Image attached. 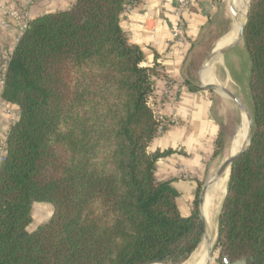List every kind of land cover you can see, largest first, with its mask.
<instances>
[{
	"label": "trees",
	"instance_id": "trees-1",
	"mask_svg": "<svg viewBox=\"0 0 264 264\" xmlns=\"http://www.w3.org/2000/svg\"><path fill=\"white\" fill-rule=\"evenodd\" d=\"M125 4L74 0L18 39L2 91L20 115L0 165V264H181L201 243L198 199L183 216L156 175L158 69L129 43ZM243 42L253 133L230 168L213 264H264V0H251ZM42 201L53 215L29 229Z\"/></svg>",
	"mask_w": 264,
	"mask_h": 264
},
{
	"label": "crops",
	"instance_id": "crops-1",
	"mask_svg": "<svg viewBox=\"0 0 264 264\" xmlns=\"http://www.w3.org/2000/svg\"><path fill=\"white\" fill-rule=\"evenodd\" d=\"M0 2H16L21 8H26L32 18L69 8L74 0H35L33 4H29L28 0ZM128 3L130 7L125 6L121 13V26L127 33L129 43L142 49V64L158 69L154 77L152 100L159 124H163L164 128L158 129L149 150L167 154L156 162L157 178L170 181L178 191L177 204L183 216L191 214L194 202L198 199L199 213L205 220L213 245L212 256L215 258L219 215L225 195L210 206H206V200L214 180L223 174L213 177L237 153L233 147L239 131L243 132L241 126L245 111L225 91L208 89L192 77L194 67L200 65L199 53L204 51V55L209 56L218 51L216 48L235 33L236 20H232L228 0H190V7L184 15L186 41L171 42L176 22V0H126ZM19 37L16 23L0 10V79L2 57L15 49ZM211 60L207 64L214 63L215 76L244 103L242 87L228 70L225 56L221 60ZM19 115L18 106L6 101L0 92V147ZM173 116L177 121L171 124L169 121ZM202 193L203 202L200 204ZM204 242L202 238L198 248Z\"/></svg>",
	"mask_w": 264,
	"mask_h": 264
},
{
	"label": "rangeland",
	"instance_id": "rangeland-1",
	"mask_svg": "<svg viewBox=\"0 0 264 264\" xmlns=\"http://www.w3.org/2000/svg\"><path fill=\"white\" fill-rule=\"evenodd\" d=\"M228 2H230V0H228ZM231 17L233 20L232 15H231ZM225 60H226V62H225L226 66H227L228 70L230 71L232 77L242 87L243 101H244L245 105L247 106L250 114L253 115L254 108H253L252 94H251V90H250V77H251L252 62H251V57H250L249 51L246 48L244 42H242V44L238 45L237 47H235L234 49L229 51L225 55ZM199 61H201V63H199ZM208 61H209L208 55H204V51L199 53L198 65L199 64L200 65L198 67H197V65L194 67V71H193L194 74L192 77V79L194 81L199 80L203 84H207L206 82H203L201 80V74L204 71V68L208 65L207 64ZM209 69H210V74L212 75V77L214 79V81H213V82H215L214 84L223 85L221 79H219V77L215 76L214 68L213 69L209 68ZM231 86H233V85H231ZM228 89H230V88H228ZM230 90H232V89H230ZM244 116H245V114H244ZM243 123H244V121H243ZM242 126H243V124H242ZM242 126H241V128H242ZM246 132L248 133L247 130H246ZM233 148L235 149V147H233ZM53 212H54V207H53L52 203L47 202V201L34 202L33 208H32L33 220H32V223H31L32 225L30 226L31 227L30 229H34L38 224H41V223L45 222L46 220H49L51 218V216L53 215ZM215 251H217L216 248H215ZM217 254H218V252H217ZM213 258L214 257L212 256V259ZM215 258L213 259V261L211 260L210 264H213L215 262ZM186 261H184V262H186ZM183 263H181V264H183Z\"/></svg>",
	"mask_w": 264,
	"mask_h": 264
},
{
	"label": "bare ground",
	"instance_id": "bare-ground-1",
	"mask_svg": "<svg viewBox=\"0 0 264 264\" xmlns=\"http://www.w3.org/2000/svg\"><path fill=\"white\" fill-rule=\"evenodd\" d=\"M248 3L249 0H234V5H235V10L237 12V16L238 19L236 20V24H235V33L230 34L227 39L222 42L216 49H219L218 51L215 52H219V51H223L228 49L239 37V28H240V23L241 21L244 19V15L247 12V8H248ZM235 34V35H234ZM230 44L228 47H226L225 49L221 50L222 47H224L225 45ZM217 59V58H215ZM219 59L221 60V57H219ZM212 61V60H211ZM210 62V61H209ZM213 65L214 63L211 62L209 65H207L204 68V72L202 74V80L204 82H206L207 84H214L215 82L212 75L210 74V69H213ZM244 123L242 126V131H239L235 143H234V147H235V151L238 152L240 150V148L242 147L243 143L245 142L248 133H249V129H250V119L248 117V114L245 113L244 119H243ZM246 130L248 131V133L246 132ZM228 171V172H227ZM226 172V173H225ZM229 172L230 170L227 168L222 174L221 177L217 178L214 180L213 184H212V188L207 196V200H206V206H210L216 199H221L227 192V184H228V179H229ZM225 173V174H224ZM206 243L204 242V244H202L194 253L193 255L183 264H204L207 261V255H208V250L206 247ZM207 252V255H206ZM150 264H162V263H150Z\"/></svg>",
	"mask_w": 264,
	"mask_h": 264
},
{
	"label": "built area",
	"instance_id": "built-area-1",
	"mask_svg": "<svg viewBox=\"0 0 264 264\" xmlns=\"http://www.w3.org/2000/svg\"><path fill=\"white\" fill-rule=\"evenodd\" d=\"M34 2L35 0H28L29 4H33ZM125 6L126 8H129L130 4L128 3ZM189 7H190V0H176V7L174 10V16L176 18V22H175V25L173 26L171 42L186 41V35H185L186 22H185L184 15L189 9ZM0 10L4 11V13H6L8 16L12 18V20L18 26L19 34L21 36L26 30L29 20L31 19L30 12L26 8H21L16 2H12V3L10 2L7 4L0 2ZM2 23L4 25H7L6 21H3ZM12 54H13V51H10L2 57V76L0 79L1 95L4 89V85H5L6 71L8 68V64L12 58ZM176 121H177V118L173 116L171 117L169 122L172 124V123H175ZM163 128H164V125L160 123L158 125V129L162 130ZM6 149H7V138L4 139L0 147V165L5 160Z\"/></svg>",
	"mask_w": 264,
	"mask_h": 264
},
{
	"label": "water",
	"instance_id": "water-1",
	"mask_svg": "<svg viewBox=\"0 0 264 264\" xmlns=\"http://www.w3.org/2000/svg\"><path fill=\"white\" fill-rule=\"evenodd\" d=\"M250 2H251V0L248 3L247 12L244 15V19L240 23L239 37L237 38V40L233 43V45L230 48H228L226 50L219 51V52H212L208 56V59L209 60L215 59V58H219V57H222L223 58L229 51H231L232 49H234L235 47H237L238 45H240L243 42V39H244V29H245V26H246V23H247V19H248ZM229 4H230V10H231V14L233 16V20H237L238 19V16H237V12L235 10L234 0H230ZM204 86L206 88H208V89H217V90H222V91H225L226 93H228L231 97H233L239 103L240 107L242 109H244L245 113L248 114V117H249L250 123H251L250 124V129H249L248 136H247L245 142L243 143L242 147L240 148V150L235 155H233L230 159H228L220 167V169L217 171V173L213 177V178H215V177L220 176L227 168H231V165H232V162H233L234 158L238 154H240L250 144L251 137H252V133H253V123H254V120H253V117L250 114L249 110L245 107L244 103L240 99V97L236 93H234L232 90H230L227 87L222 86L220 84H204ZM204 190H205V188H204ZM199 202H200V204L203 202V193H202V195L200 197ZM200 216H201V214H200ZM201 219H202V223H203V235H202V238L206 241V243H207V250H208V259H207L206 264H210L211 263V260H212L213 245H212V241H211V239H210V237L208 236V233H207V226H206L205 220L203 219L202 216H201ZM150 263L171 264V263L166 262V261H152V262H148V263H145V264H150ZM225 263L226 264H245L246 263V259L245 258H241V259H238V260L233 261V262L230 261V260H228V259H226L225 260Z\"/></svg>",
	"mask_w": 264,
	"mask_h": 264
}]
</instances>
